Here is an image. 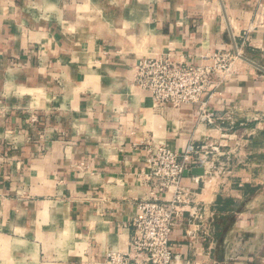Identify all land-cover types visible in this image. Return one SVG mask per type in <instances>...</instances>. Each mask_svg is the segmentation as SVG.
<instances>
[{"label":"crops","instance_id":"1","mask_svg":"<svg viewBox=\"0 0 264 264\" xmlns=\"http://www.w3.org/2000/svg\"><path fill=\"white\" fill-rule=\"evenodd\" d=\"M258 1L0 0V264H96L126 250L152 193L140 142L178 154L221 145L212 166L182 175L189 200L170 235L180 261L264 264V205L248 204L264 192V31L205 96L213 124L198 104L155 105L132 80L140 58L239 49Z\"/></svg>","mask_w":264,"mask_h":264},{"label":"built area","instance_id":"2","mask_svg":"<svg viewBox=\"0 0 264 264\" xmlns=\"http://www.w3.org/2000/svg\"><path fill=\"white\" fill-rule=\"evenodd\" d=\"M257 29L264 31V0L256 4L239 49L206 52L197 62L174 61L168 54L140 58L133 65V83L148 93L155 105L179 108L198 104L200 120L213 124L218 118L207 110L205 96L228 82L235 62L243 58L247 35ZM138 145L144 150L148 168L141 176V182L149 185L152 193L138 202L128 248L106 249L103 262L96 264H209L180 261L171 248L170 235L183 204L189 200L188 190L181 185L183 173L192 168L207 167L209 162V167L212 166L211 158L223 154L221 145L216 142L200 146L189 143L182 154L164 143L140 142ZM190 215L196 219L201 217L198 210Z\"/></svg>","mask_w":264,"mask_h":264},{"label":"rangeland","instance_id":"3","mask_svg":"<svg viewBox=\"0 0 264 264\" xmlns=\"http://www.w3.org/2000/svg\"><path fill=\"white\" fill-rule=\"evenodd\" d=\"M249 205H264V192L258 193L248 201Z\"/></svg>","mask_w":264,"mask_h":264},{"label":"water","instance_id":"4","mask_svg":"<svg viewBox=\"0 0 264 264\" xmlns=\"http://www.w3.org/2000/svg\"><path fill=\"white\" fill-rule=\"evenodd\" d=\"M202 172H203L202 168L196 167V168H192L190 171H185L183 174H189V173L201 174Z\"/></svg>","mask_w":264,"mask_h":264}]
</instances>
